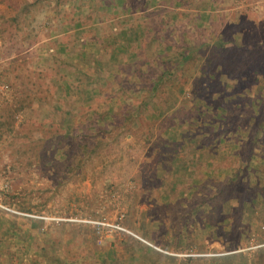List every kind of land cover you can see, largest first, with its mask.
I'll list each match as a JSON object with an SVG mask.
<instances>
[{
    "label": "rangeland",
    "instance_id": "374dc122",
    "mask_svg": "<svg viewBox=\"0 0 264 264\" xmlns=\"http://www.w3.org/2000/svg\"><path fill=\"white\" fill-rule=\"evenodd\" d=\"M0 215L18 263L264 257V0H0Z\"/></svg>",
    "mask_w": 264,
    "mask_h": 264
},
{
    "label": "crops",
    "instance_id": "0c3cea01",
    "mask_svg": "<svg viewBox=\"0 0 264 264\" xmlns=\"http://www.w3.org/2000/svg\"><path fill=\"white\" fill-rule=\"evenodd\" d=\"M8 223V227L6 228V226L4 224ZM17 225V221L15 219L9 218L8 220L4 219V217L2 215H0V229L2 227H5V231L8 235V232H10L11 234H14L12 237L11 236H5V239L3 241L8 240L9 242H11L12 240H17V232H16V227H14L13 229V225ZM28 227V225H26ZM27 232V231H26ZM4 233V231L2 232ZM28 234V232H27ZM29 234H33L32 231H29ZM119 241H117V243H115L114 241H110L109 239L106 241H110L109 245L110 248L108 247H104L102 246V255L101 258H98V262L99 264H132V263H136V264H140V262H138V259L141 260V255H140V251H142L143 253L145 252V250L147 249L146 247L145 250L141 249H133V248H127L125 243L127 241V239L122 240V238H117ZM125 244H124V243ZM111 244H114V247L111 246ZM99 247H101V244H98ZM131 246V245H130ZM143 246V245H142ZM118 247V248H117ZM6 245L5 247H3V249L0 250V264H25L26 262L20 261L17 259V252H18V243L16 241H14L13 243H9L8 245V250H6ZM105 248V250L103 249ZM114 248V249H113ZM26 250V249H25ZM48 254L49 252L46 251V255L45 258L44 256H41V260L43 261V264H47L48 263ZM26 255L29 256H33L34 255V251L33 249L31 251H29V254L26 253ZM235 256H239V255H235ZM241 256V255H240ZM136 257H138V259H136ZM233 256H224L222 257L220 260H216L215 264H233L234 262L232 261ZM28 259L26 258L25 261H27ZM215 261V260H214ZM259 262L260 264H264V257H256V259H252L251 257L248 260V264H254V262ZM78 262V261H75ZM138 262V263H137ZM33 263V262H30ZM82 263V262H80ZM78 263V264H80ZM83 264V263H82ZM86 264V263H84ZM144 264H152L151 261L146 260L144 262Z\"/></svg>",
    "mask_w": 264,
    "mask_h": 264
},
{
    "label": "trees",
    "instance_id": "16d2710c",
    "mask_svg": "<svg viewBox=\"0 0 264 264\" xmlns=\"http://www.w3.org/2000/svg\"><path fill=\"white\" fill-rule=\"evenodd\" d=\"M143 1V0H142ZM146 1H148V0H144V2H146ZM142 8H145V5H144V7H143V5H142ZM145 20V19H144ZM146 21V20H145ZM149 28V25H147V24H145V23H142L141 21H140V23H138L137 25H136V28L134 29V33H136L137 34V36H142L143 35V33L144 32H150L151 31V29H148ZM154 36V38L156 37V35H153ZM229 44V43H228ZM228 44L226 45L227 47H228ZM229 45H231V43L229 44ZM188 46H190V45H188ZM196 48H198V46H196L195 47V49H191L190 47H188V51H189V53L191 52H193L194 50H197ZM214 48L215 49H218V53L217 54H219L220 52H222V49L221 48H225L224 47V45H222V44H218V45H214ZM201 67V69H202V66H200ZM229 200V199H228Z\"/></svg>",
    "mask_w": 264,
    "mask_h": 264
},
{
    "label": "built area",
    "instance_id": "2783aa9c",
    "mask_svg": "<svg viewBox=\"0 0 264 264\" xmlns=\"http://www.w3.org/2000/svg\"><path fill=\"white\" fill-rule=\"evenodd\" d=\"M100 223L101 224H106V225H112V226H114L116 228H119L121 230H124V231H130L126 226H123V225H121L119 223H114V222H109V221H100ZM136 236L139 237L138 235H136ZM139 238H141V237H139Z\"/></svg>",
    "mask_w": 264,
    "mask_h": 264
}]
</instances>
